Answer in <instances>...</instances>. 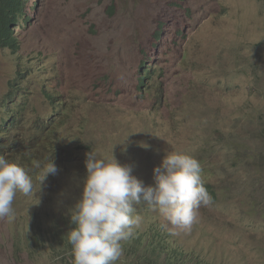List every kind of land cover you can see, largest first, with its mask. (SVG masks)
I'll list each match as a JSON object with an SVG mask.
<instances>
[{
    "label": "rangeland",
    "instance_id": "obj_1",
    "mask_svg": "<svg viewBox=\"0 0 264 264\" xmlns=\"http://www.w3.org/2000/svg\"><path fill=\"white\" fill-rule=\"evenodd\" d=\"M27 12L29 21L15 28V51L0 46L5 142H20L22 123L34 132L28 112L63 122L65 136L59 130L56 142L66 156L53 151L59 171L40 184L46 164L36 155L52 147L38 141L33 151L15 153L33 155L26 167L34 187L27 196L17 192L13 220L0 219V264H73L59 237L70 230V206L80 197L91 150L132 165L145 186H154L153 169L167 152L194 157L204 187L210 194L207 183L214 184L217 194L190 231L170 240L193 260L264 264V0H30ZM142 51L163 69H152L139 91ZM20 90L29 106L4 112L1 101L17 106L11 96ZM52 93L64 101L49 103ZM14 116L24 120L12 123ZM136 212L142 224L121 242L116 264H136L140 254L126 248L161 222L146 204Z\"/></svg>",
    "mask_w": 264,
    "mask_h": 264
},
{
    "label": "clouds",
    "instance_id": "obj_2",
    "mask_svg": "<svg viewBox=\"0 0 264 264\" xmlns=\"http://www.w3.org/2000/svg\"><path fill=\"white\" fill-rule=\"evenodd\" d=\"M147 63L163 69L156 60ZM85 157L86 175L80 197L71 207L73 227L67 232L73 264H116L123 255L121 242L129 240L142 224L138 205L156 211L161 228L179 235L191 230L202 206L213 203L203 185L200 163L188 154L167 152L153 169L154 186H145L132 174L133 166L121 164L113 153L102 157L91 150ZM58 171L52 157L43 168L40 184ZM33 187L27 170L0 154V219L11 220L17 192L27 196Z\"/></svg>",
    "mask_w": 264,
    "mask_h": 264
},
{
    "label": "trees",
    "instance_id": "obj_3",
    "mask_svg": "<svg viewBox=\"0 0 264 264\" xmlns=\"http://www.w3.org/2000/svg\"><path fill=\"white\" fill-rule=\"evenodd\" d=\"M30 0H0V46H6L8 48H12L13 51L17 48L18 45V37L16 36L15 28L19 26V21L24 18V20L29 21V16L27 12L28 3ZM159 27L157 31L154 32V37L158 39L160 35V28L162 27V23H158ZM143 54V57L146 59H143L142 63H140V70L145 71L144 75L140 73L138 75V83H137V89L140 91H143L144 88H146L148 82L146 81V77H151L153 65L148 62V54L144 51L141 52ZM154 60V59H153ZM147 64V66H146ZM17 94H21L22 98L18 97ZM28 94V93H27ZM25 91L20 90L19 92L14 91V95L11 97H16V101H20L22 103H17V106H15L12 101L9 98L3 99L1 101V104L6 107L8 106V109L4 112L7 113H15L20 108H26L29 106V101L24 100ZM48 101L49 103H53L54 105L61 104L59 101L63 102L64 100L59 97L56 93H52L48 95ZM55 110V108H52V111ZM18 113V112H17ZM25 116L28 117L32 122V128L33 133H28L27 129L25 128L24 124L22 123V131H17L16 135L22 136V139L18 144L16 139L14 143H6L5 142V132L7 131L9 127V120L3 119L2 123H0V154H4L6 158L9 160V162H16L19 165L23 166L27 171L28 167H26L27 164L30 165V158L31 156H24L21 154V158H16L15 153L16 152H23L21 150H24L25 152L33 151L34 147L33 145L40 141L42 143V147H46L49 145L51 148L50 153H42V158H39L36 155L37 161H44V164H47L46 157L49 159V162L51 158L58 159L57 154L54 153L56 149L60 150L64 156H66L65 151L61 150L63 148L64 143L56 142L57 137H59L58 132L60 130V135H63V122H57L49 117H42V116H33L29 114L28 112H25ZM67 118V117H66ZM65 118V119H66ZM24 119L19 116L12 117V120H10L12 123L21 122ZM5 121V122H4ZM4 125V130L2 131V126ZM25 128V129H24ZM36 134V135H35ZM4 137V138H3ZM3 138V139H2ZM42 140H45L44 142H41ZM42 147H38L39 150ZM64 157L59 162L63 163ZM77 160V159H76ZM75 159L70 158V162L74 163L76 162ZM14 162V163H15ZM206 171L207 169H203ZM31 173L38 172V168H32ZM50 178H55L53 175H49ZM76 177H74L75 179ZM207 188L209 189V192L213 198H215L217 191L215 190L214 184L207 183ZM73 201L70 207H72ZM58 213H61V209L52 213L51 215L56 216ZM6 220L10 221L9 219L5 218ZM3 219V220H5ZM13 220V219H11ZM73 227V225H71ZM70 227V228H71ZM40 230V224L36 223V232ZM35 232V233H36ZM67 232L65 231L60 234V237L62 239V244L64 247H66L65 253L71 252V245L68 242L67 238ZM35 233L30 237L28 235L29 243L36 240V237H34ZM59 232H57L58 234ZM143 234L137 233L134 237V241L132 245L128 246L126 248L127 254H132L133 252H138L140 254V259L136 264H186L187 262H193V264H209L201 259L193 260L189 253L183 248L176 244H174L170 238L171 234H169L167 231L163 230L161 228V222H155L150 223L148 230ZM15 237H11V240L14 242V246H12L14 254L18 255L21 254L20 250L18 249V246L16 244ZM37 242V241H36ZM30 248V245L28 246ZM142 247V248H140ZM130 248V250H128ZM193 250V249H191ZM72 254V252H71ZM73 259V257H72ZM212 261V260H210ZM129 264H135L131 261H129Z\"/></svg>",
    "mask_w": 264,
    "mask_h": 264
}]
</instances>
